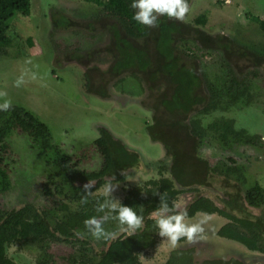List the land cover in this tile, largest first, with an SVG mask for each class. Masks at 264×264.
I'll return each mask as SVG.
<instances>
[{"label": "flooded vegetation", "instance_id": "flooded-vegetation-1", "mask_svg": "<svg viewBox=\"0 0 264 264\" xmlns=\"http://www.w3.org/2000/svg\"><path fill=\"white\" fill-rule=\"evenodd\" d=\"M92 5L93 9L89 12H85L87 7H82L81 11L75 15L59 10V6L55 2L48 4L50 6V26L45 30H48L46 39L49 49H51V64L55 67L58 65L62 69L77 68L82 73L83 85L88 96L93 95L109 100L114 108H122L124 102L121 107L115 106L117 102L111 98L112 91L119 82H127L132 78L131 80L134 81L139 91H135V93L137 92L136 96H129L128 102L142 107L146 113L150 114L149 119L146 118L145 121L147 128L149 126L150 129L148 137H151L152 142L160 144L162 152L155 155L154 158V156L145 153L143 148L130 145L123 135L111 131L110 127L101 124L89 145V147H93L90 149L91 153L96 155L95 160H91L89 167L84 164V159L87 157L79 159L80 161L73 160L69 154L64 152L63 148L61 151L60 145H57V142L51 138L49 140L53 147L42 148L39 144L32 142L34 134L30 135L18 126L0 141V153H4L8 147L7 140L10 139L12 132L14 130L22 131L27 135L29 148L37 150V157L46 161V166L52 168L50 161L52 164L57 148L59 154L70 158L69 165L72 169L81 173L77 175L75 184H89L93 187V194L111 198L112 203L117 204L127 194L129 187L142 185L150 179H159L161 176L169 179L170 176L174 178L175 173L180 177V182H176L180 193L174 205H179L181 209H187L186 222H197L205 215L210 219L203 225L204 232L192 242L182 237L176 247H172L167 237H159L153 248L139 254V264H168L169 261L170 264H264V217L254 213L255 209L264 206L262 187L249 179L246 174L247 169L242 167L245 165L244 163H238L232 157H226L220 160L222 162L220 165L219 162L213 165L206 158L200 156L206 135L204 129H210L217 134L222 150L236 149L242 146L241 149L248 152L247 146L264 147V116L262 118L257 115L252 124L247 123L251 127L246 129H236L233 119L223 116L213 118L207 125L205 122L206 116L211 113L227 112L233 107L248 108L251 105L249 93L252 87L251 82L256 77L255 69L260 64H263L262 67L264 66V57L257 55L253 46H236L235 36L227 31L215 29L209 32L199 24L196 26L198 28L187 30L188 27L196 25V19L191 22L186 20L187 13L183 21L170 18L167 15H160L156 29H154L138 22L132 24L128 18L119 13L106 10L95 3ZM135 11L137 10L135 9ZM164 22L168 26L161 29ZM202 31L205 34L203 33L201 39ZM65 39L70 41V46L67 45L68 43H64ZM208 39L214 45L216 44V46H210L215 47L224 56L226 80L229 79V66L235 70L240 80L239 89H233L232 100H229L231 104L226 109L216 107L217 104L210 109L206 108L208 104H214L215 101L211 99L212 95L208 88V82H211L208 74L206 75L203 70L199 73L193 68L194 62L198 64L202 60L197 52L213 48L207 47ZM180 42H191V47L188 50H183ZM9 46L10 44L5 47ZM3 48L4 46L0 47L1 50H4ZM234 53H238L240 58L247 60V63L243 64L238 71L234 65L237 62L234 60ZM173 68H175V73H170ZM188 70L195 77L188 79L185 74ZM239 71L241 75L238 73ZM180 85L182 90L183 88L186 90L185 86L190 85L192 91L187 92L185 96L183 91L179 92L177 89ZM228 86L229 83L222 89L214 87V85L211 87L215 91L216 100H220L219 105H222L223 100L228 97ZM34 116L36 117V115ZM221 119L232 121L233 130L226 132L224 136H222V128L216 125L217 121ZM46 128L48 129L47 126ZM48 131L50 132L49 129ZM100 138H105L102 143L98 142ZM230 143L232 146H229ZM197 152L199 154H196ZM120 153L134 157V162L123 158L122 163L118 164L116 156ZM107 159H110V163L107 162ZM0 160L3 158L0 157ZM140 168L151 169L150 177L142 183H138L137 178L133 176L142 170ZM50 172L52 169L41 183L42 191L45 187H50V190L54 189V185L48 183ZM106 183L110 185L107 194L103 192ZM243 188L246 190L240 194ZM42 194L52 196L46 195L44 191ZM54 195H58L56 190ZM200 197L213 203L216 210L209 211L203 204H200L202 208H194L196 206L194 203ZM108 199L103 201L105 207ZM67 200L70 209L76 208L78 204L76 201ZM71 202L75 205H69ZM25 204L34 205L42 213L46 211L53 214V211L58 208V214L63 211L59 204L46 208L29 201H22L10 208H5L0 202V210L8 212L19 209ZM70 206H74V208ZM180 208H172L164 215L175 214L181 210ZM252 210L254 212H251ZM153 212H149L148 215L155 219L152 215ZM106 215L109 216L105 210V214L96 219L101 220ZM232 217L246 219L248 222L244 225L240 221L233 220ZM103 222L106 231H111L113 227L120 228L122 231L118 221H113L110 218ZM144 223L143 218L142 227ZM233 233L244 236L237 238L231 235ZM92 239L91 245L97 252L104 249L105 245L100 239ZM160 240L167 246L161 251V256H157L152 262L150 256L154 252L157 253L156 247ZM16 244L18 243H14L10 247ZM57 244L71 248V251L60 256L59 264L66 263L64 258L68 255L78 253V244L52 242L48 251L52 255L54 264L55 259L51 247ZM10 256L13 258L12 255ZM37 256L38 253L32 264H35ZM144 259H146V263L143 262Z\"/></svg>", "mask_w": 264, "mask_h": 264}, {"label": "rangeland", "instance_id": "rangeland-1", "mask_svg": "<svg viewBox=\"0 0 264 264\" xmlns=\"http://www.w3.org/2000/svg\"><path fill=\"white\" fill-rule=\"evenodd\" d=\"M52 2L59 6V10L75 15L81 11L82 7H87L85 12L93 9L92 3H86L83 0H30V14L25 16L19 13L12 14L8 1L0 0V30L7 34L11 41L9 47L4 46V50L0 49V103L10 100L11 104L33 112L46 124L51 134L49 138L60 145V150L62 151L61 148H63L64 152L75 161L87 157L84 159L87 167L91 160L96 158L90 150L93 147L89 145L101 124L123 135L130 145L143 148L145 153L155 158L162 152V148L160 144L152 142L151 137H148L150 129L149 126L147 128L145 121L146 118L149 119L150 114L146 113L142 107L128 102L129 96L139 91L132 78L127 82H119L115 86L111 98L118 103H115V106L121 107L122 102L124 105L122 108H114L109 100L93 95L88 96L83 85L82 73L77 68L62 69L58 65L55 67L51 64V49L46 39L48 30L45 28L48 29L50 26L48 4ZM187 3L189 12L186 20L191 22L198 16L204 15L206 21L201 27L205 30L227 31L235 36L236 46H253L255 53L264 57V32L257 22L246 17L247 13L253 15L264 13V0H187ZM196 26L197 24L195 27H188L187 30L198 28ZM153 28L156 29V26ZM203 33L204 31L200 34L201 39ZM211 42L210 39L207 40L208 48L213 47L210 46L214 45ZM64 43L70 46V41L67 39ZM178 44L177 42V46ZM180 44L183 50L191 47V42H180ZM183 45L189 47L186 49ZM197 54L202 60L198 64L194 62L193 68L199 73L203 70L206 75L208 74L209 81L214 87L220 89L225 87L228 81L226 80L227 72L223 64L224 56L220 51L213 47ZM234 58L237 60L234 64L237 71L247 63V60L240 58L238 53H234ZM262 65L255 69L256 77L251 82L252 87L249 91L251 105L248 108L233 107L227 112L211 113L206 116V125L213 118L223 116L233 119L236 129H246L251 127L247 123L252 124L257 115L263 118L264 66ZM238 73L241 75L240 71ZM21 78L22 83L17 86L16 81ZM204 131L206 135L200 151L201 158H206L213 165L218 162L220 165L222 163L220 160L226 157H232L238 163H244L242 167L247 169L246 174L249 179L258 183L264 191V147L247 146L248 152L242 150V146L229 149L230 151L222 150L217 134L210 129H204ZM7 144L8 147L4 153H0V157L3 158L0 160V202L5 208L18 205L22 201L33 202L46 208L61 202L68 203V200L61 195L44 196L42 194L41 183L51 169L46 166V161L37 157L36 149L29 148V141L24 132L14 130ZM229 146L232 144L230 143ZM147 170L148 168L139 170L133 175L138 183L150 177L151 169ZM243 190L246 189H241L240 194ZM69 205L75 204L71 202ZM70 207L74 208V206ZM58 209L53 212L58 213ZM254 211L251 212L264 217V206ZM100 245L103 247L102 244ZM166 246L167 244L162 240L158 242L157 253L154 252L150 256L152 262L157 256H161V251ZM51 251L55 264H59L60 256L71 251V248L57 244L51 247ZM8 254L20 264H32L37 249L30 244L25 246L16 244L8 249ZM143 262L146 263V259Z\"/></svg>", "mask_w": 264, "mask_h": 264}, {"label": "trees", "instance_id": "trees-1", "mask_svg": "<svg viewBox=\"0 0 264 264\" xmlns=\"http://www.w3.org/2000/svg\"><path fill=\"white\" fill-rule=\"evenodd\" d=\"M7 1L12 14L19 13L25 16L30 14V0ZM84 1L95 3L106 10L119 13L128 18L132 24L137 22L132 18L135 12V9L130 6L132 0ZM246 17L249 20L257 22L260 29L264 32V13L259 15L247 13ZM195 21L196 24L204 25L206 21L205 16H198ZM167 26L168 24L164 22L161 29H165ZM10 42L7 34L0 30V47L8 46ZM228 72V97L223 100L222 105H219V99L216 100L215 91L211 88L213 85L208 82V88L212 95L211 99L215 101L214 104H208L207 109L214 107L215 104H217L216 107H220L221 109H226L230 106L229 100L233 96V89H239L240 80L231 66L228 67ZM170 73H175V68L171 69ZM185 74L188 79L195 77L189 70ZM181 87L180 85L177 89L179 92L183 91L185 96L187 92L190 93L192 91L190 85H188L189 88L185 86L186 90L184 88L182 90ZM216 125L222 128V136L226 132L233 130L231 120L221 119L217 121ZM17 126L30 135L34 134L32 142L39 144L42 148L53 147V144L49 140L50 132L46 128V125L35 117L31 111L18 105H11L9 110L0 111V141L12 129L17 128ZM104 139L100 138L98 142L102 143ZM55 155L53 165L50 161L52 172H50L51 175L48 177V183H52L54 189L50 190V187H45L43 191L46 195H54L56 190V193L63 195L65 199L76 201L78 203L76 208L70 209L66 202H62L59 204V207L63 211L59 214L56 212L49 214L46 211L42 213L32 204H25L19 209L8 212L0 210V264H19L8 254L9 247L14 243H18L21 246L30 244L36 247L38 256L35 264H54L52 255L48 251L52 242L78 244V253L65 257L66 263L62 264H139V254L153 248L157 243V239L161 237L155 219L150 218L148 214L160 206L162 197L164 198V202L172 209L174 202L179 198L180 191L176 187V182H180V177L174 173V178L170 176L169 179L161 176L159 179H150L142 185L129 187L127 194L118 205L133 207L137 214L142 215L144 218V226L134 230L130 235L126 231H121L120 228L113 227L111 231L107 229L109 232H116L117 235L114 239L110 240L100 238L105 247L97 252L91 245L93 236L88 232L84 222L92 216L97 218L104 215L105 210L112 217L115 215L117 209H109L108 207L112 204V199L105 198L101 194H93V187L86 190L84 187L86 184H75L78 178L77 175L81 173L72 169L69 165L70 158L59 154L57 148ZM123 158L129 162H134V157L123 155V153L116 156V162L118 164L122 163ZM107 162L110 163V159H107ZM105 199H108L106 202L108 207L106 206L101 211H97V208L104 203ZM194 204L196 205L194 208H202L200 204H203L209 211L216 210V206L203 197L198 198ZM142 206L143 209H141ZM232 219L240 221L244 225L248 222L246 219L235 217H232ZM113 221L117 220L113 219ZM231 235L237 238H243L244 236L237 233ZM168 264H170V261Z\"/></svg>", "mask_w": 264, "mask_h": 264}, {"label": "clouds", "instance_id": "clouds-1", "mask_svg": "<svg viewBox=\"0 0 264 264\" xmlns=\"http://www.w3.org/2000/svg\"><path fill=\"white\" fill-rule=\"evenodd\" d=\"M130 6L137 10L134 12L132 18L138 23L149 27H155L157 25L158 16L160 15H167L170 18L183 21L186 13L189 12L187 0H132ZM21 83L22 78L16 81L17 86ZM10 106L11 101L4 100L0 103V111L9 110ZM84 187L87 190L91 185L86 184ZM109 190L110 185L106 183L103 187V192L107 194ZM104 207V204L99 205L97 211H101ZM110 207L117 209L114 216L109 217L106 215L102 217L101 220L92 216L85 220V227L93 237L97 239L103 238L105 240L114 239L116 237V232L106 231L102 224V221H106L110 218L117 220L121 225V229L126 231L129 235L132 234L134 230L142 227L143 217L137 214L133 207L118 205L117 203H112ZM172 208L175 209L180 207L179 205H173ZM169 211H171V209L168 204L164 202V198L162 197L160 206L152 215L155 217L156 225L159 228V235L167 237L172 247H176L177 242L182 237L186 238L189 242L199 238L200 234L204 232L203 225L210 219V217L205 215L197 222L188 223L186 222V217L188 215L186 208L175 212V214L164 215V213Z\"/></svg>", "mask_w": 264, "mask_h": 264}]
</instances>
